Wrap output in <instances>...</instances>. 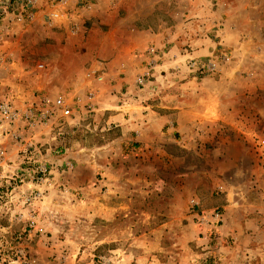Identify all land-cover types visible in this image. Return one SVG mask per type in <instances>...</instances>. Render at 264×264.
Listing matches in <instances>:
<instances>
[{
	"label": "rangeland",
	"instance_id": "374dc122",
	"mask_svg": "<svg viewBox=\"0 0 264 264\" xmlns=\"http://www.w3.org/2000/svg\"><path fill=\"white\" fill-rule=\"evenodd\" d=\"M28 1L0 0V102L34 113L0 264H264V0Z\"/></svg>",
	"mask_w": 264,
	"mask_h": 264
},
{
	"label": "built area",
	"instance_id": "2783aa9c",
	"mask_svg": "<svg viewBox=\"0 0 264 264\" xmlns=\"http://www.w3.org/2000/svg\"><path fill=\"white\" fill-rule=\"evenodd\" d=\"M28 2H31L29 0ZM58 14L54 13V17ZM150 52H154V49L151 48ZM2 58L0 55V62ZM38 68H43L42 64L38 65ZM98 70H94L93 74L98 75L97 79H101ZM138 83L143 82L142 77L137 78ZM47 99H42L39 101L38 105L42 103H48ZM72 102L73 99H68L64 94H57L52 100V110L49 109L44 110L40 115V120L47 119L52 113H58L61 116L68 117L72 115ZM34 117V113L31 110L24 109L21 110L16 108L11 104L10 101L4 100L0 102V137H12V136H20L22 132L19 131V128L22 124L27 122V120ZM29 125H33V122H29ZM23 129V128H22Z\"/></svg>",
	"mask_w": 264,
	"mask_h": 264
},
{
	"label": "crops",
	"instance_id": "0c3cea01",
	"mask_svg": "<svg viewBox=\"0 0 264 264\" xmlns=\"http://www.w3.org/2000/svg\"><path fill=\"white\" fill-rule=\"evenodd\" d=\"M44 3L46 5V7L47 6H49V7H58L59 6V8L61 5L64 6V4H67L68 9L66 10V9L62 8V12L64 14L69 15V16L71 15L70 14L71 12H69L70 10H72V13L75 14L76 13L75 9L76 8L79 9V6L77 4V0H59V2L57 0L56 1L48 0V1H44ZM60 3H61V5H60ZM46 7L43 6V9L41 11H44Z\"/></svg>",
	"mask_w": 264,
	"mask_h": 264
}]
</instances>
